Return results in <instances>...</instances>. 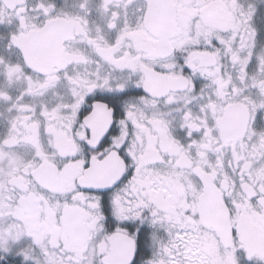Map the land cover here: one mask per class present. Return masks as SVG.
Here are the masks:
<instances>
[{
	"label": "snow or ice",
	"instance_id": "snow-or-ice-1",
	"mask_svg": "<svg viewBox=\"0 0 264 264\" xmlns=\"http://www.w3.org/2000/svg\"><path fill=\"white\" fill-rule=\"evenodd\" d=\"M0 264H264V0H0Z\"/></svg>",
	"mask_w": 264,
	"mask_h": 264
}]
</instances>
